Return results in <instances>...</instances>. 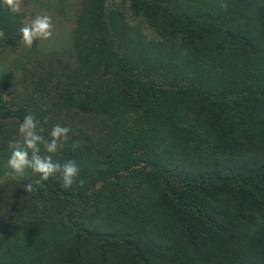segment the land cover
<instances>
[{
  "label": "trees",
  "instance_id": "1",
  "mask_svg": "<svg viewBox=\"0 0 264 264\" xmlns=\"http://www.w3.org/2000/svg\"><path fill=\"white\" fill-rule=\"evenodd\" d=\"M126 1L83 0L68 72L0 92V264H264V0ZM24 16L0 0L1 49ZM28 113L71 129L70 189L9 168Z\"/></svg>",
  "mask_w": 264,
  "mask_h": 264
},
{
  "label": "rangeland",
  "instance_id": "2",
  "mask_svg": "<svg viewBox=\"0 0 264 264\" xmlns=\"http://www.w3.org/2000/svg\"><path fill=\"white\" fill-rule=\"evenodd\" d=\"M82 2L83 0H23L21 10L25 13L23 25L30 23L37 15H50L55 26L54 33L51 39L38 41L34 48L25 46L22 40L16 49L10 48L5 51L0 48V92L2 94L11 98L21 93L22 98L28 95L27 87L29 90L32 86L36 87L34 82L31 84L30 78L38 81L40 78L46 79L51 72L57 75L61 71L68 72L61 62L71 67L74 64L72 57L74 33ZM107 5L109 8L125 10L128 7V1L107 0ZM128 15L133 24L139 21L133 18L131 13ZM141 28L144 34L157 39L151 29L144 25ZM21 57L24 59L21 60ZM49 81L56 83L58 80L51 75ZM47 84L48 81H45L44 86Z\"/></svg>",
  "mask_w": 264,
  "mask_h": 264
},
{
  "label": "clouds",
  "instance_id": "3",
  "mask_svg": "<svg viewBox=\"0 0 264 264\" xmlns=\"http://www.w3.org/2000/svg\"><path fill=\"white\" fill-rule=\"evenodd\" d=\"M3 4L11 13L19 14L22 10L23 0H3ZM54 27L50 15H37L30 23L24 24L20 28L23 44L31 48L37 41L51 39ZM5 39V32L0 30V41ZM18 131L21 139L9 142L11 153L8 166L13 170L15 178H23L25 170L31 168L33 173L39 174V179L35 182L36 185L48 181L57 173H60L62 187L65 189H70L77 182L80 169L74 161L61 165L53 159L69 138L71 132L69 127L56 124L49 133L50 139H45L40 134L43 130L39 127V121L33 113H28L20 123ZM41 145H43L46 154L41 153ZM79 184L83 186L84 181L79 180ZM23 188L28 193L36 191L32 183L26 184Z\"/></svg>",
  "mask_w": 264,
  "mask_h": 264
}]
</instances>
